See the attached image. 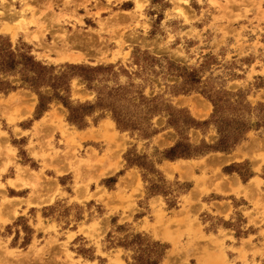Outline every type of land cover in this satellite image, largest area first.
<instances>
[{"label":"rangeland","instance_id":"obj_1","mask_svg":"<svg viewBox=\"0 0 264 264\" xmlns=\"http://www.w3.org/2000/svg\"><path fill=\"white\" fill-rule=\"evenodd\" d=\"M42 4L50 14L46 23L35 18L28 20L26 13L32 11L34 15V6ZM60 5L74 11L82 9L81 13L88 17L65 15L58 9ZM0 20L4 21L0 37L9 40L16 53H29L36 61L53 67V76L75 75L69 77L67 94L75 117L84 116V124L90 126L105 119L98 129L78 133L77 126L68 122L69 110L53 99L48 110L41 113L40 121L34 123L32 138L25 148L24 141H17L19 136L27 135L19 129V122L40 114L38 97L18 76H0L16 88L7 95L0 93V264H96L83 260L79 255L84 253L81 246L70 243L75 233L61 231L64 225L43 226L40 208L52 202L54 194L50 199L38 198L45 197L47 184L56 183L45 176V170H53L55 177L71 172V188L79 203L97 195L96 200L106 206L132 212L136 210L134 197L141 192L138 172L155 182L147 185L149 192L180 189L174 182L165 183L154 172L156 165L165 160V151L178 142L192 148L191 158L228 155L239 147H248L254 151L255 171L264 163V127H255L262 115L259 105H264V0H0ZM70 22L75 25L70 26L69 33ZM29 25L37 30L29 33ZM19 31L24 36L17 37ZM66 65L85 71L68 69ZM41 93L53 98L50 88L41 89ZM224 119L242 120L252 127L229 153L205 151L207 146L218 143ZM98 131L102 133L95 136ZM89 136L104 144L101 154L83 148L82 141ZM27 151L40 162L38 173L19 166L27 161ZM243 157L245 154L240 153L236 160ZM124 162L134 169L120 179L116 192L107 193L99 187L98 180L118 171ZM10 166L15 167V179L4 182L2 174ZM171 167L180 170L178 165ZM238 171L244 179L247 164L243 163ZM205 179L208 178L204 175L196 178V188L201 189ZM134 181L133 191L126 194L128 182ZM261 184L255 178L249 185L257 192L255 208L264 214ZM7 186L31 188L30 197L34 200H8ZM219 186L217 183V189ZM58 191L56 186L55 192ZM12 202L14 206L3 209ZM114 202L120 205L114 206ZM181 202L180 210L173 211L174 217L169 219L163 202L158 200L161 208L155 214L156 225L168 234L171 226L184 227L192 242L216 243L212 236L202 234L198 216L190 219L185 207L189 201L183 198ZM21 203L37 208L36 224L26 211L17 216ZM68 207L56 212L67 213ZM92 212L97 216L95 209ZM74 214L71 209L72 218ZM71 220V225L75 224ZM100 224L94 222L85 227L82 222L78 231L95 243L98 254L105 257L100 253L105 239ZM128 230L133 235L138 233ZM39 231L52 236L39 240ZM122 234L112 236L119 241ZM182 236L177 232L175 254L185 249L180 243ZM144 239L140 244L129 238L133 244L126 253V264H138L134 258L142 254L145 261L156 259L162 249L151 244L157 242L151 236ZM119 257L108 264H124ZM222 259L225 260L223 251Z\"/></svg>","mask_w":264,"mask_h":264},{"label":"crops","instance_id":"obj_2","mask_svg":"<svg viewBox=\"0 0 264 264\" xmlns=\"http://www.w3.org/2000/svg\"><path fill=\"white\" fill-rule=\"evenodd\" d=\"M34 8H37V12L34 15L32 11L27 12V19L35 18L39 22L46 23L50 15L46 6L44 4L38 7L35 5ZM58 9L63 10V14L65 15L77 14L83 16V18L84 16L88 17L82 14L84 13L82 9L74 11L72 7L65 9L62 5L58 6ZM55 12L57 13V11ZM91 13H95V11L92 10ZM44 16L46 17L44 18ZM82 21L85 24V19H82ZM92 21L96 22L95 17H92ZM3 24L4 21L0 20V30ZM73 25L75 24L71 22L68 24L67 31L69 33L71 32L70 26L72 27ZM6 28L11 33L15 32L13 28ZM36 30V26L29 25V33H33ZM22 36H24V32L19 31L17 37ZM41 118L42 116L37 119L32 118L30 121L24 119L19 122L18 127L21 132L27 133V135L19 136L17 140L19 141L18 143L24 141L23 147H28V143L32 138L31 134L34 123L40 121ZM103 121L105 119L96 125L94 123L91 126L90 124H86L82 129L76 128V132L86 134L88 131H91V128L98 129L100 123ZM101 133V131H98L95 136ZM89 134L92 136L93 133L90 132ZM32 141L34 142V139ZM82 146L84 149H94L98 154H101V151L105 149L104 144L100 140L91 137L82 141ZM240 153H244L245 157L236 160V158L240 157ZM253 154V149L239 147L228 155L211 154L201 158L161 160L156 165V168L160 172L163 181L165 180L164 182L169 184L174 182L178 186V189H180L176 192H172L173 189L169 190V192H149L147 185L152 186L155 182L143 177V174L138 172L141 182V192L134 197L136 210L132 212H124L121 209L115 210V208L106 206L103 201L99 202L96 200L97 195L79 203L76 199V192L71 188L73 185V174L71 172L67 171L65 174L55 177L56 174L53 170H45V176L55 180L56 183L47 184L43 190L45 197L38 198L50 199L51 195L54 194L53 201L43 204L40 208V213L44 220L43 226H51L54 223L58 227L64 225L63 227L61 226V231L75 233L70 243L73 245L78 243L81 246L80 251L84 253H79V255L84 257L83 260L86 262H96V264H108L109 260H115L117 256H120V260L126 264L128 260L126 253L128 251L117 246L118 239L112 236L119 232H122L124 235L129 232V230L120 229L121 227L130 229L132 232L146 234L157 242L165 244L167 249L160 264H264V214L260 212V209L255 208L257 192L249 185L253 179L258 178L262 181L260 190L264 192V163L258 171H255L254 163L256 158L253 157ZM26 157L27 161L19 163V166L22 168L28 167L35 173H38L41 169L39 166L40 162L34 160L32 153L29 151H27ZM243 163L247 164V176L244 179L241 178L238 171ZM172 165H178L180 170H173ZM133 169L134 167L124 162L118 171H114V174L111 173L113 175L109 174L107 177L100 178L98 185L107 193L116 192L120 179L126 177L127 173ZM14 172V166L8 167L5 173L2 174V180L7 182L10 179H15ZM203 175L208 179H205L203 185H200L201 189L200 187L196 188V178ZM225 178H227V181L224 180ZM30 180L32 181L33 178H30ZM217 183H220L219 189L216 187ZM56 186L59 187L58 193L55 192ZM127 186L126 194H130L135 186V181L128 182ZM205 189L207 192H204ZM5 191L6 197L10 198L8 200H13V202L17 199L23 201L34 200L33 197H30L32 190L29 187L14 189L7 186ZM94 191V184H92L90 193L93 194ZM240 191L242 193H237ZM63 193L66 195L64 198ZM183 198L189 201L185 207L190 212V219L198 216L202 226V234L205 237L212 236L216 240V243L192 242L185 234L187 229L184 227L175 228V226H171L169 228L171 233L168 234L166 229L156 225L155 214L161 208L158 200L163 202L167 217L172 219L174 217L172 212L180 210ZM13 202L5 205L3 209L7 210L10 208L8 206H14L15 203ZM112 204H115L114 206L117 207L120 205L115 202ZM261 205L264 206V198L261 200ZM64 206H69L67 208L69 213L56 212ZM71 209L75 210L73 218L72 214L70 215ZM92 209L97 211V216L92 212ZM25 211L34 219L33 221L36 224V215L39 212L37 208L28 207L26 203H21L17 216H22V212ZM85 214L87 215V220H85ZM71 219L75 220V224L71 225L73 221ZM82 222L85 223V227L94 222H101L102 235L105 239L103 240L104 246L101 247L100 253L105 254V257L98 254L95 243H91L84 234L79 233L78 225ZM39 232L37 234V239L39 240L46 239L48 235L52 236L50 233L46 235L45 233L43 234V231ZM177 232L183 234L180 243L185 248L179 254H175L174 249V240L176 239ZM33 234H35L34 230H32ZM222 251L225 255V260L222 259Z\"/></svg>","mask_w":264,"mask_h":264},{"label":"trees","instance_id":"obj_3","mask_svg":"<svg viewBox=\"0 0 264 264\" xmlns=\"http://www.w3.org/2000/svg\"><path fill=\"white\" fill-rule=\"evenodd\" d=\"M68 69L85 71V68L79 66L66 65ZM101 68H96L99 70ZM88 70V69H87ZM53 67H48L38 62L31 56L29 53H16L7 39L0 37V76L7 77H16L20 78V81L25 84L31 91H33L38 97L37 110H40V114L35 115V119L41 117V113H44L48 110L47 105L51 100L56 99L60 101L65 108L69 110L68 122L77 126L78 129L84 128L86 125L83 122V117L78 119L73 115L74 110L69 107L68 96L69 93V77H66L65 74L60 76L52 75ZM85 80H88L85 78ZM89 81V80H88ZM50 88L53 91V98L46 97L41 93V89ZM16 88L11 85L8 79L3 80L0 78V93L7 95L9 92L14 91ZM60 91L63 93L61 94ZM66 95V96H65ZM46 103V104H45ZM259 113L262 114L260 117V122L255 124V127H264V105H259ZM83 109V108H81ZM89 109V108H88ZM84 111V110H82ZM79 122V123H77ZM221 131L220 139L215 147H206L207 152H224L229 153L233 150L234 147L240 143L243 139V136L251 129L252 125L242 120H232L228 122L225 119L221 120ZM230 128V129H229ZM192 148L188 145H184L181 142L176 143L169 150L165 151V160H175V159H185L191 158ZM132 165V164H128ZM138 167V166H137ZM154 172L160 174V172L154 168ZM159 192V191H156ZM122 230H128L121 227ZM132 237L138 243L145 241L146 234L143 233H127L123 236L122 240L117 242V246L123 248L126 251H131L132 242H128L129 238ZM150 241V239H149ZM153 246L160 247L162 250L156 257L154 261L144 260L143 255L138 258L135 257L134 260L138 264H160L165 255V250L167 246L159 242L151 241ZM135 254H137L135 252ZM146 258V257H145Z\"/></svg>","mask_w":264,"mask_h":264},{"label":"bare ground","instance_id":"obj_4","mask_svg":"<svg viewBox=\"0 0 264 264\" xmlns=\"http://www.w3.org/2000/svg\"><path fill=\"white\" fill-rule=\"evenodd\" d=\"M76 57V56H75Z\"/></svg>","mask_w":264,"mask_h":264}]
</instances>
